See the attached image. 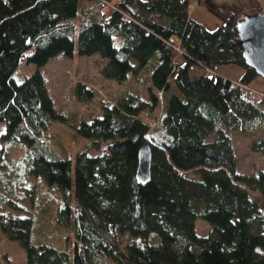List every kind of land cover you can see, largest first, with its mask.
Wrapping results in <instances>:
<instances>
[{
  "label": "trees",
  "instance_id": "16d2710c",
  "mask_svg": "<svg viewBox=\"0 0 264 264\" xmlns=\"http://www.w3.org/2000/svg\"><path fill=\"white\" fill-rule=\"evenodd\" d=\"M203 1L0 0V182L12 184V196L31 176L57 188L60 220L75 237L69 247L32 242L33 218L0 207V229L24 247L25 264H264V206L250 196L264 197V170L238 171L231 136L264 127V92L256 98L247 87L259 74L235 31L252 10H230L211 29L192 10ZM76 49L101 55V75L126 89L77 126L107 150L92 155L90 146L73 162L48 143L53 121L66 117L41 68ZM23 58L39 69L17 81ZM227 63L244 69L239 79L214 71ZM144 79L151 103L132 87ZM173 85L178 93L150 122L144 112ZM76 92L86 101L95 95L81 81ZM144 143L152 150L146 182L136 175ZM252 148L264 152V137ZM198 217L210 224L207 234L197 231Z\"/></svg>",
  "mask_w": 264,
  "mask_h": 264
},
{
  "label": "rangeland",
  "instance_id": "374dc122",
  "mask_svg": "<svg viewBox=\"0 0 264 264\" xmlns=\"http://www.w3.org/2000/svg\"><path fill=\"white\" fill-rule=\"evenodd\" d=\"M230 1V0H229ZM227 1L223 6L224 0H204L201 3H195L192 6L193 13L198 19L204 20L209 28L216 27L220 22L226 19L230 10L240 7H231V3ZM255 7L253 10L264 11V0H253ZM241 9L245 12V0L240 1ZM194 4V3H193ZM253 6V4H252ZM79 22V21H78ZM104 58L95 53L92 55H80L75 50L73 56L65 53H58L53 56L40 70L43 72L49 94L52 96L55 109L57 112L65 115L66 120L56 119L53 121L50 130L51 137L48 143L51 144L58 152L66 157L76 160V155L81 150L90 147L89 139L81 135L77 126L81 121L90 115L101 113V106L106 98H111L113 92L124 88L123 82H118L111 78H105L101 75V67L104 64ZM39 69L33 62H28L23 58L14 72L17 81H22L27 75L32 74ZM240 65L227 63L218 65L214 71L220 73H229L235 79H239L243 73ZM144 79L132 87L136 92H140L145 100L153 102L152 93L149 90V83ZM83 82L92 87L95 92L94 98L90 101L80 99L76 92L77 82ZM247 87L250 92L259 98L264 92V78L261 75L255 76ZM173 85V89L160 92V103L156 108L149 107L144 115L150 122H154L160 114L159 109L166 107L168 97L172 93H178ZM131 90V89H130ZM132 90V91H134ZM178 90V89H177ZM119 95V93H117ZM158 95V92H156ZM264 96V94H263ZM262 96V97H263ZM261 97V98H262ZM6 129V123L0 121V135ZM235 141L236 153L239 160L238 171L240 173L257 176L258 172L264 170V152L257 151L252 148L255 140L264 137V127H258L250 131H239L231 133ZM211 138V137H210ZM212 139V138H211ZM108 142L101 139L98 144H94L89 148V153L96 155L107 150ZM9 156L17 155L18 150H11ZM29 185L26 182L21 186L19 192L12 196L11 183L0 182V207L5 210L19 215L31 216L34 225L31 233L32 242H52L61 247L72 246L74 237V229L60 220V209L63 204V194L55 187L47 186L40 181V178L29 177ZM35 187H34V185ZM250 196L258 200L264 206V197L258 190H250ZM11 200V201H9ZM3 204V205H2ZM202 217L196 220L197 231L201 234H207L211 228L208 222ZM152 239L159 240V236L153 235ZM62 243L63 245L59 244ZM26 250L18 240H12L6 237L0 229V264H25Z\"/></svg>",
  "mask_w": 264,
  "mask_h": 264
},
{
  "label": "water",
  "instance_id": "95a60500",
  "mask_svg": "<svg viewBox=\"0 0 264 264\" xmlns=\"http://www.w3.org/2000/svg\"><path fill=\"white\" fill-rule=\"evenodd\" d=\"M235 31L246 64L264 78V11L244 14L235 23ZM151 159V146L144 143L139 150L136 171L137 178L142 182L151 178Z\"/></svg>",
  "mask_w": 264,
  "mask_h": 264
},
{
  "label": "crops",
  "instance_id": "0c3cea01",
  "mask_svg": "<svg viewBox=\"0 0 264 264\" xmlns=\"http://www.w3.org/2000/svg\"><path fill=\"white\" fill-rule=\"evenodd\" d=\"M227 1H229V0H224L223 6H226ZM240 1H242V0H230L229 2L231 3L230 4L231 7L237 6V7L241 8L242 6H240V5H242V4H240L241 3ZM245 2H248V4L243 2V4H244L243 7H245V9L252 10V9L256 8L253 0H245ZM252 4H253V6H252Z\"/></svg>",
  "mask_w": 264,
  "mask_h": 264
},
{
  "label": "bare ground",
  "instance_id": "6f19581e",
  "mask_svg": "<svg viewBox=\"0 0 264 264\" xmlns=\"http://www.w3.org/2000/svg\"><path fill=\"white\" fill-rule=\"evenodd\" d=\"M257 10L259 11V9H257ZM252 12L255 13V12H257V11L252 9Z\"/></svg>",
  "mask_w": 264,
  "mask_h": 264
}]
</instances>
